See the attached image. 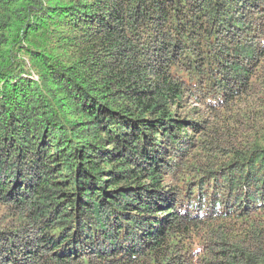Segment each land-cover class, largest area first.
<instances>
[{
    "label": "trees",
    "instance_id": "1",
    "mask_svg": "<svg viewBox=\"0 0 264 264\" xmlns=\"http://www.w3.org/2000/svg\"><path fill=\"white\" fill-rule=\"evenodd\" d=\"M0 264H264V0H0Z\"/></svg>",
    "mask_w": 264,
    "mask_h": 264
}]
</instances>
